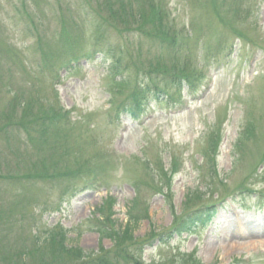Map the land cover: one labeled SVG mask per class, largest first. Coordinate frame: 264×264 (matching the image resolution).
<instances>
[{
	"label": "rangeland",
	"instance_id": "374dc122",
	"mask_svg": "<svg viewBox=\"0 0 264 264\" xmlns=\"http://www.w3.org/2000/svg\"><path fill=\"white\" fill-rule=\"evenodd\" d=\"M150 1L0 0V264H181L188 255L201 264H264L262 228L246 232L264 219V0ZM106 44L122 52L126 69L100 52ZM174 67L198 81L183 82L179 94L152 91L164 84L163 69L178 74ZM128 97L145 99L152 116L117 120L113 108ZM58 107L74 123L66 131L48 122ZM212 138L221 139L219 154L207 161ZM103 164V184L50 211L61 193L51 173L69 168L81 184ZM245 188L262 197L236 192ZM220 199L208 228L174 237L187 212ZM249 204L257 208H238ZM134 217L132 245L121 232ZM56 226L70 251L33 244L31 236L43 241Z\"/></svg>",
	"mask_w": 264,
	"mask_h": 264
},
{
	"label": "trees",
	"instance_id": "16d2710c",
	"mask_svg": "<svg viewBox=\"0 0 264 264\" xmlns=\"http://www.w3.org/2000/svg\"><path fill=\"white\" fill-rule=\"evenodd\" d=\"M158 9H160L161 7H160V5L159 6H156ZM161 10H163L162 8H161ZM163 15L165 14L166 15V13H162ZM135 18H136V20H134V23L136 24V26L138 27V28H142V26H143V22H142V17H141V15H137V16H135ZM99 34H101V32H100V30L99 31H96V35H95V38L97 39V37H99L98 35ZM167 35V33L164 31L160 36H161V38H162V36H166ZM96 39H95V41H96ZM171 41L174 43V39H173V36H171ZM161 44L162 43H164L165 41L162 39V41H159ZM107 48H108V45L106 46ZM105 53H108V54H110L111 52H110V50L108 49V50H106V52ZM122 52H119L118 51V54H115L114 56H113V58H112V60H113V68L114 69H116V68H118V69H120V68H125V67H123V66H121V61H122ZM174 69H175V67H174ZM174 69H172V70H174ZM159 70H161L160 68H159ZM171 70V71H172ZM118 71V70H117ZM166 71V72H165ZM175 71H176V73H178V74H172L173 76H170L171 74H170V70H169V72H167V70H164L163 69V71H162V76L160 75V72L159 71H157V70H155V71H151V74H153L155 77H157V76H161V82L162 83H164L165 85L163 86V87H166V85H167V82L168 83H170V82H172V81H175V84H180L182 81H184L185 83L186 82H192L191 80H189V79H191V77H189L188 75L186 76V74H187V72L185 71V69H181V70H177V69H175ZM148 75L150 74V71H148V73H147ZM147 77V76H146ZM164 78H165V81H164ZM156 80V79H155ZM166 82V83H165ZM159 84L157 83V81H156V85H153V86H151V87H153V89H155V90H159V91H161L162 90V88H159V86H158ZM151 89H150V87H148V89H147V91H150ZM132 100H133V102H134V107H133V109H131L130 108V110L128 109V107L126 108L127 109V112L129 113V114H134L135 112V109L134 108H136V107H138L137 105V100L136 99H133L132 98ZM145 100V99H144ZM139 108V107H138ZM138 108L136 109V110H138ZM129 110V111H128ZM59 114V115H58ZM58 114H56L55 112H53L50 116H54V118L51 120V121H48L49 123H50V126H53L54 128H55V126L56 125H58V127H57V130H59L60 132H61V127H62V125H63V120H64V115L61 113V110L59 109V112H58ZM44 117V119L45 118H48L49 116H43ZM49 126V127H50ZM23 132H24V134H26L25 133V128H23ZM251 133V130H249L248 131V134H250ZM23 137H24V135H23ZM209 143H210V145H209V147H208V149H213V151L212 150H209V151H211V153H212V156L211 157H207V161H209V160H212V161H214V155H215V152H216V148H217V146H218V141L216 140H214L213 138H212V140H210L209 141ZM206 156H208L207 155V153H206ZM263 156H264V153H263ZM261 162H264V160H262ZM67 170L68 171H66V172H61L63 175H60L59 173L58 174H55V173H51V175H52V177H51V180H53V182L52 183H60L61 182V193H60V201L62 200V198L63 197H71L72 195H73V193L74 192H76V189H77V184H74V180H72L73 179V177H74V173L73 172H71L70 171V169L69 168H67ZM47 175L49 174V173H46ZM46 174H44V176H46ZM70 175V178L68 177ZM215 175H216V173H215ZM43 176V177H44ZM1 178H3V177H1ZM22 178H24V179H29V178H32V177H25V176H22ZM56 178H62V180L61 181H57L56 180ZM5 179V178H4ZM7 179H8V181L9 182H13L14 180H17L15 177H13V176H11V175H9L8 177H7ZM7 179H5V180H7ZM66 183V184H65ZM58 185V184H57ZM190 198H191V195L190 194H188L187 195V197H186V203H188L189 201H190ZM186 203H185V205H186ZM206 212H200V211H198V212H194V213H190V214H188L184 219L183 218H181L177 223H176V225H175V227L171 230V231H173L174 232V234H177V235H180V234H182V233H188L191 229H192V227L195 225V224H197V223H199V222H201V218H204V216H203V214H205ZM137 223H138V217H134V218H129V220H128V223H126L125 225H124V227H123V230H122V234H121V236H122V238H121V241H124V242H126V243H130V244H132L133 242H134V239H133V237H132V234H133V229L136 227V225H137ZM103 235L102 236H104V237H106V233L105 232H103L102 233ZM65 235L66 234H64L63 232H55V233H50V234H48V236H47V238L44 240V242H43V244L44 245H46V244H48V245H53L54 247H57L58 249H65V250H67L64 246H63V244H64V242H65ZM169 235V234H168ZM168 235H166V237H169ZM111 240H113V241H115L116 242V240L115 239H117V238H114L112 235H110V234H108L107 235ZM120 236V235H119ZM154 235H152V237H153ZM56 237V238H55ZM162 239V238H161ZM37 244H36V246H39L38 245V242H36ZM39 244H41V243H39ZM116 245L117 244H119V243H115ZM132 245H135V243L134 244H132ZM67 251H70V250H67ZM102 252V251H101ZM108 254H105V256H103V257H101V258H103L102 260H103V262L107 259V257H108V255H109V253L110 252H107ZM101 254H103V253H101ZM75 255H77V257H78V259H83L84 258V256H83V254L80 252V251H76V254ZM101 258H98V257H96V261L98 262V263H100L98 260L99 259H101ZM188 264H193V262L192 261H189L188 262Z\"/></svg>",
	"mask_w": 264,
	"mask_h": 264
},
{
	"label": "bare ground",
	"instance_id": "6f19581e",
	"mask_svg": "<svg viewBox=\"0 0 264 264\" xmlns=\"http://www.w3.org/2000/svg\"><path fill=\"white\" fill-rule=\"evenodd\" d=\"M229 228L231 229V226H229ZM246 228V227H245ZM246 232H248V234L249 235H251V234H259L260 233V230H259V227L257 226V225H250V226H248V228L246 229ZM229 233V232H228ZM232 234V233H231ZM233 242V240H232V238H230L228 241H227V243L226 244H230V243H232ZM253 245H255V244H253ZM253 247V246H252Z\"/></svg>",
	"mask_w": 264,
	"mask_h": 264
}]
</instances>
